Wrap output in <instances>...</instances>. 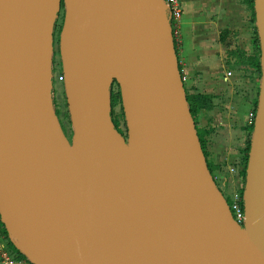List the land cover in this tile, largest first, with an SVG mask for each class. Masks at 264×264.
<instances>
[{"label": "water", "instance_id": "water-1", "mask_svg": "<svg viewBox=\"0 0 264 264\" xmlns=\"http://www.w3.org/2000/svg\"><path fill=\"white\" fill-rule=\"evenodd\" d=\"M60 5L70 140L52 104ZM252 11L260 73L238 224L206 166L162 0H0V223L13 247L34 264H264V0Z\"/></svg>", "mask_w": 264, "mask_h": 264}, {"label": "rangeland", "instance_id": "rangeland-1", "mask_svg": "<svg viewBox=\"0 0 264 264\" xmlns=\"http://www.w3.org/2000/svg\"><path fill=\"white\" fill-rule=\"evenodd\" d=\"M180 2L181 12L183 13L181 15H183V21L188 26L187 37L189 44L186 46V49L191 59L190 63H193L192 69L189 72V78L186 81L185 75H183L184 80L181 81L184 92L187 95L201 93L199 92L200 88L195 87L194 83H202L205 81V84L210 86L212 92L216 93L214 97L218 98L219 102L217 105H220V102L226 104L228 101H237L233 100L235 99L234 97L245 98L249 100L250 105H253L257 99L259 74L252 65V59L253 57H258L259 60V56L257 53L258 42L254 35V18L251 8L246 5L241 11H237L225 2L222 5V2H218V0H182ZM219 10L223 11L221 13L225 17L219 13ZM62 15L63 7L60 5L52 31V104L60 127L67 139L70 140L72 129L65 104L62 82L56 80V74L60 69L58 34L62 22ZM180 32L181 30H178L172 37L179 71L181 64H179L177 55L181 51ZM193 53H195V57ZM207 78L210 80H207ZM190 80L194 82L189 84L190 82L188 81ZM211 97L213 98V95ZM212 98L211 101H213ZM225 99H227V102H225ZM110 104L111 120L115 122L116 129L125 136V124L115 85H112ZM197 114L192 117L195 129L200 134L202 129L207 131L206 135L209 132H213L214 128H201L199 121L203 115L199 117ZM246 128L245 146L243 148L239 171L241 182L243 181L241 168L246 154L245 148L249 142L251 133V129L248 126ZM216 134L223 135L220 133ZM206 135L202 133L200 136L204 147L206 141L204 136ZM221 183V181L218 182L220 188L222 187ZM239 186L240 188H237V191L241 194V184Z\"/></svg>", "mask_w": 264, "mask_h": 264}, {"label": "crops", "instance_id": "crops-1", "mask_svg": "<svg viewBox=\"0 0 264 264\" xmlns=\"http://www.w3.org/2000/svg\"><path fill=\"white\" fill-rule=\"evenodd\" d=\"M246 1L247 0H218V2H222V5L223 2H225L228 6L231 5L234 7L237 11H241L248 5ZM221 12L223 13V11L219 10V13L225 17ZM181 14L183 13L181 12ZM180 19L181 51L180 54L177 55V59L179 64H181L179 66L180 75H185V80L187 81L193 63H190L191 59L186 49V46L189 44V39L187 37L188 26L183 21V15H181ZM193 54L195 57V53ZM207 80L210 79L207 78ZM188 82L191 84V82L194 81L190 80ZM194 86L199 87V92L201 93L213 95L212 107L208 110H200L197 112V116L201 117L203 115L199 121L201 128H214L213 132H209L207 135V131L202 129L206 135L204 136L206 140L203 149L204 159L212 179L216 187H218L219 181L234 182L236 171H239L241 167L243 148L245 146V134L247 132L246 113L251 109L252 105H250L249 100L239 97H234L235 99L233 100L237 101L227 102V99H225V102H227L226 104L220 102V105H217L219 101L218 98L214 97L216 93L212 92L210 86L205 84V81L202 83H194ZM222 104L224 105L220 107ZM216 133L223 135L220 136ZM0 244H6V241L1 238V233Z\"/></svg>", "mask_w": 264, "mask_h": 264}, {"label": "built area", "instance_id": "built-area-1", "mask_svg": "<svg viewBox=\"0 0 264 264\" xmlns=\"http://www.w3.org/2000/svg\"><path fill=\"white\" fill-rule=\"evenodd\" d=\"M164 4V11L167 17L171 36L173 37L179 30V23L181 18V4L180 0H162ZM181 81L184 80V76L180 75ZM56 80L62 82V74L59 69V72L56 74ZM112 83L110 86V90L112 93ZM118 87L116 86V89ZM53 96V93H52ZM254 118V110L251 109L246 113V125H252ZM240 171V170H239ZM236 171L235 181L234 182H222V187H217L226 201L230 214L233 220L241 224L243 219V212H242V204H241V194L238 193V189L242 190V183L240 172ZM239 186V187H238ZM238 188V189H237ZM1 229V228H0ZM1 233V232H0ZM6 233V232H5ZM1 238L4 241L6 239L9 241L7 234L4 236L1 234ZM11 243V241H9ZM12 244V243H11ZM14 248V247H13ZM0 264H34L28 258H26L23 254H21L17 249H11L6 244H0Z\"/></svg>", "mask_w": 264, "mask_h": 264}, {"label": "trees", "instance_id": "trees-1", "mask_svg": "<svg viewBox=\"0 0 264 264\" xmlns=\"http://www.w3.org/2000/svg\"><path fill=\"white\" fill-rule=\"evenodd\" d=\"M248 6L251 8V11H252V0H247L246 1ZM252 15H253V11H252ZM254 35L256 36V32H255V28H254ZM257 39V37H256ZM173 42V40H172ZM173 47H174V53H175V46H174V42H173ZM257 53H258V56H259V50L257 48ZM252 65L254 67V69L258 72V74L260 73V69H259V61H258V57H253L252 59ZM117 96L119 98V93L117 92ZM184 96H185V99H186V103H187V107H188V110H189V114L191 116V118L200 110H208L212 107V101H211V95L210 94H206V93H194V94H189L187 95L185 92H184ZM256 103V102H255ZM255 103L252 105V110H254V107H255ZM113 125L114 127L116 128V124L115 122H113ZM249 127V129L252 128V125H247ZM196 130V129H195ZM119 131V130H118ZM202 133L204 134V131L202 130L201 134L196 130V134H197V137H198V140H199V144H200V147L202 149V152H203V155H204V150H203V141L201 139V135ZM248 144L249 142L247 143L246 145V148H245V152L247 154V150H248ZM246 154L244 156V159H243V165H242V168H241V172H242V175L244 176V168H245V161H246ZM207 166V164H206ZM208 168V166H207ZM209 170V168H208ZM0 231L1 233L5 236L6 233H5V230L2 226V224L0 223ZM6 245L8 247H10L11 249L14 250L13 248V245L6 239Z\"/></svg>", "mask_w": 264, "mask_h": 264}, {"label": "bare ground", "instance_id": "bare-ground-1", "mask_svg": "<svg viewBox=\"0 0 264 264\" xmlns=\"http://www.w3.org/2000/svg\"><path fill=\"white\" fill-rule=\"evenodd\" d=\"M15 233L18 235L19 237V241L18 244L19 246L30 256L32 257L34 260H37L36 256L34 255L33 251L28 247V245L26 244L25 240L15 231Z\"/></svg>", "mask_w": 264, "mask_h": 264}, {"label": "flooded vegetation", "instance_id": "flooded-vegetation-1", "mask_svg": "<svg viewBox=\"0 0 264 264\" xmlns=\"http://www.w3.org/2000/svg\"><path fill=\"white\" fill-rule=\"evenodd\" d=\"M117 92H118V88H117ZM119 93V92H118ZM110 96H111V90H110ZM52 98H53V96H52ZM119 101H120V99H119ZM111 105V104H110ZM111 117V116H110Z\"/></svg>", "mask_w": 264, "mask_h": 264}]
</instances>
